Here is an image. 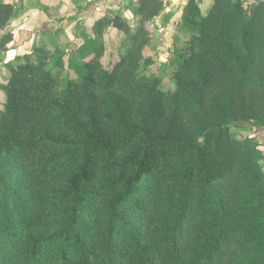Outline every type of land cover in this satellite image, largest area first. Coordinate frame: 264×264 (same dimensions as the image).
Returning <instances> with one entry per match:
<instances>
[{"label":"trees","instance_id":"trees-1","mask_svg":"<svg viewBox=\"0 0 264 264\" xmlns=\"http://www.w3.org/2000/svg\"><path fill=\"white\" fill-rule=\"evenodd\" d=\"M168 3L0 60V264H264V151L237 135L264 128V3L188 0L164 85L139 68Z\"/></svg>","mask_w":264,"mask_h":264},{"label":"crops","instance_id":"crops-1","mask_svg":"<svg viewBox=\"0 0 264 264\" xmlns=\"http://www.w3.org/2000/svg\"><path fill=\"white\" fill-rule=\"evenodd\" d=\"M14 6L17 14L11 19L9 28L13 32V40L9 43L11 51L19 53L31 52L32 47H37L40 33H32L37 27L46 29L48 22H56L60 19L64 23H82L83 27L90 30L93 23L110 12L120 14L135 21L134 10L138 0H4ZM188 0H169L162 10L160 17L165 25L176 24L177 27L182 19L184 7ZM213 4V0H198V6L202 15L207 13ZM134 17V19H133ZM157 17V16H156ZM157 19V18H156ZM155 19V20H156ZM40 24V25H39ZM161 26V25H160ZM161 28H163L161 26ZM109 29L108 27L105 31ZM46 32V31H43ZM118 32V30H117ZM30 45H27V44ZM20 50L22 52H20ZM241 134H240V132ZM237 135L243 138L253 134L262 145L264 151V128H251L243 125L238 129ZM264 169V160L262 161Z\"/></svg>","mask_w":264,"mask_h":264},{"label":"rangeland","instance_id":"rangeland-1","mask_svg":"<svg viewBox=\"0 0 264 264\" xmlns=\"http://www.w3.org/2000/svg\"><path fill=\"white\" fill-rule=\"evenodd\" d=\"M160 14L153 19L149 41L143 48L145 59L150 60L151 64L150 62L148 63L147 60L146 62L144 60H141L139 70H145V73H147L148 75L155 73L157 75L164 76L165 79L163 81V84L166 85L170 76V69H168L169 67L167 68L165 66V63L168 62L169 59L173 56V51L184 46V41L182 38H176L179 26L177 27L176 24L164 26V23H162L161 21L162 17H160ZM136 19L135 21L133 20L128 23L130 25H134L136 23ZM160 25L163 28H161ZM45 27L49 30L43 32L40 29L41 27H37V29H35L32 33L41 34L40 39L37 41V44L40 48L46 50L47 52H49L53 46H58L61 49L77 48L83 42L85 34L93 35V32H90L89 29L84 28L82 23L77 22L67 24L64 23L63 19H60L56 22H48ZM108 28L109 29H107L104 33L105 46L106 48H108L109 46L115 47V37H119L120 35L118 34L116 28ZM90 30H92V28ZM27 45L30 44L28 43ZM20 52L22 51L20 50ZM37 53H39V51L36 50V47H32V51L26 54H28L30 58H34ZM13 54V51L5 52L0 50V60L9 59L11 58V56H13Z\"/></svg>","mask_w":264,"mask_h":264},{"label":"built area","instance_id":"built-area-1","mask_svg":"<svg viewBox=\"0 0 264 264\" xmlns=\"http://www.w3.org/2000/svg\"><path fill=\"white\" fill-rule=\"evenodd\" d=\"M241 2V6L244 10H249L253 6L264 3V0H239Z\"/></svg>","mask_w":264,"mask_h":264}]
</instances>
